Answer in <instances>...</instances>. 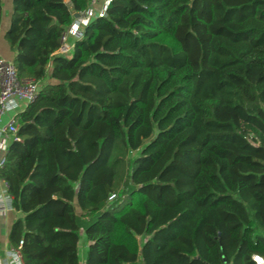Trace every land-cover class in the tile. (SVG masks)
Listing matches in <instances>:
<instances>
[{
    "label": "trees",
    "instance_id": "obj_1",
    "mask_svg": "<svg viewBox=\"0 0 264 264\" xmlns=\"http://www.w3.org/2000/svg\"><path fill=\"white\" fill-rule=\"evenodd\" d=\"M92 1H11L17 78L40 81L0 167L23 214L11 248L23 264H255L264 0H112L55 53Z\"/></svg>",
    "mask_w": 264,
    "mask_h": 264
},
{
    "label": "built area",
    "instance_id": "obj_2",
    "mask_svg": "<svg viewBox=\"0 0 264 264\" xmlns=\"http://www.w3.org/2000/svg\"><path fill=\"white\" fill-rule=\"evenodd\" d=\"M111 1L112 0H101L97 5V0H93L89 7L80 11L78 18L82 21L81 27L83 28L88 20L92 18L105 16L106 7ZM81 34L80 29H78V26L73 21V23L62 32L60 45L55 53L68 55L71 52L75 40L78 39ZM39 85L40 81L38 80L17 78L13 63L0 58V121L3 113L7 109L8 101L12 97L23 99L29 103L35 98ZM18 127V114H14L3 126H0V134L5 137H10L12 140H19V137L16 134ZM4 162L5 155H2L0 156V167H2ZM114 197L115 194H110L108 201H112ZM21 244L22 240H20L18 247L10 249L11 254L13 255L12 260L9 261L8 257L3 258L0 255V264H23L20 253ZM251 259L255 264H264V258L258 253L251 254Z\"/></svg>",
    "mask_w": 264,
    "mask_h": 264
},
{
    "label": "crops",
    "instance_id": "obj_3",
    "mask_svg": "<svg viewBox=\"0 0 264 264\" xmlns=\"http://www.w3.org/2000/svg\"><path fill=\"white\" fill-rule=\"evenodd\" d=\"M100 2L101 0H97L96 4L98 5ZM9 21L10 19L8 18L7 23H5L7 28L9 25ZM74 23L78 26V29L82 31V21L79 18H75ZM0 54H2L1 51ZM12 56H15V51L13 52ZM27 104L28 103L23 99L12 97L8 101L7 109L2 115L0 126H3L12 115L19 114L21 111H23ZM11 141L12 139L10 137H5L0 134V156L5 155L6 148ZM11 201V196L7 192L6 183L0 177V255L3 258L8 257L9 261L13 258V255L10 251L11 246L8 239L9 230L14 220L23 215L21 211L16 210L12 206ZM86 248L87 243L85 238L83 237L79 245V253L82 258H84Z\"/></svg>",
    "mask_w": 264,
    "mask_h": 264
},
{
    "label": "rangeland",
    "instance_id": "obj_4",
    "mask_svg": "<svg viewBox=\"0 0 264 264\" xmlns=\"http://www.w3.org/2000/svg\"><path fill=\"white\" fill-rule=\"evenodd\" d=\"M11 1L12 0H1L2 14L0 18V51L2 54H0V58H3L5 61H13L14 59V56H12L14 50L11 49L5 38V32L7 29L5 23H7L8 18L10 19L11 17Z\"/></svg>",
    "mask_w": 264,
    "mask_h": 264
},
{
    "label": "water",
    "instance_id": "obj_5",
    "mask_svg": "<svg viewBox=\"0 0 264 264\" xmlns=\"http://www.w3.org/2000/svg\"><path fill=\"white\" fill-rule=\"evenodd\" d=\"M73 16H74L75 18H78V17H79V12H75V13L73 14Z\"/></svg>",
    "mask_w": 264,
    "mask_h": 264
}]
</instances>
